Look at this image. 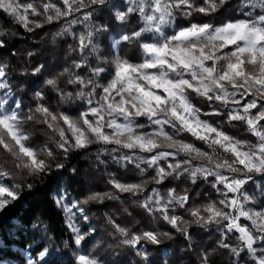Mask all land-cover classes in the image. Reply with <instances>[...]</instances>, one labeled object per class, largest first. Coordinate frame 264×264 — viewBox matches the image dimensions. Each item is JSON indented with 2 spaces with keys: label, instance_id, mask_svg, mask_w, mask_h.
Returning a JSON list of instances; mask_svg holds the SVG:
<instances>
[{
  "label": "snow or ice",
  "instance_id": "1",
  "mask_svg": "<svg viewBox=\"0 0 264 264\" xmlns=\"http://www.w3.org/2000/svg\"><path fill=\"white\" fill-rule=\"evenodd\" d=\"M244 3L245 18L215 24L191 18L213 17L228 0H0V10L26 32L63 22L52 41L71 36L75 45L68 51L76 54L70 65L44 79V89L32 90L30 99L27 91L13 87L6 66L0 64V157L12 166L0 170V215L20 202L25 189L34 187L17 181V171L44 181L65 170L72 153L99 145L100 163L111 157L121 169H138L140 178L126 181L108 172L111 190H90L82 199L73 198L67 188L56 190L53 203L65 216L74 249L67 264H106L88 249L97 228L87 206L123 204L120 194L142 197L133 204L169 228L159 231L143 225L130 232L105 214L121 237L120 245L132 249L143 264H156L145 243L158 247L174 233L190 242L193 226L214 228L219 233L217 247L228 251L232 264H264V200L248 189L256 185L264 196V0ZM98 13H109V19L114 13L121 23L97 24ZM132 18L140 23L125 31ZM100 34L105 36L106 56L99 53ZM6 35L0 30V49L7 44ZM125 47L134 48L135 62L122 55ZM46 67L37 64L32 74ZM47 92L68 107L54 110ZM197 98L206 102L207 110L197 106ZM234 122H242L254 142L231 134L228 128ZM36 125L47 136L41 146L33 144L29 130ZM71 172L79 175L76 168ZM174 180L187 181L188 186L178 189L172 186ZM149 184L158 187L144 195ZM199 184L208 185L219 198L196 203L195 196L201 194L194 195L192 186ZM123 211L132 215L126 207ZM78 221L86 222L84 230ZM215 251L201 250L198 264H215ZM64 256L66 252L40 244L27 264H65Z\"/></svg>",
  "mask_w": 264,
  "mask_h": 264
},
{
  "label": "trees",
  "instance_id": "2",
  "mask_svg": "<svg viewBox=\"0 0 264 264\" xmlns=\"http://www.w3.org/2000/svg\"><path fill=\"white\" fill-rule=\"evenodd\" d=\"M246 15L244 0H228V4L214 14L213 17L205 18L197 15L191 19H208L215 24H219L221 21H227L228 19H243ZM179 20L181 23L184 22L183 17H180ZM95 23L109 25L114 23L118 25L121 22L114 20V13L112 19H109V13H98ZM138 23H140L138 19L132 18L131 25H128L125 31L130 30ZM77 26L75 29H82L81 25ZM60 28L61 23L45 25L43 29H35L33 33H29L25 31L22 25L16 23L13 17L0 10V30H5L7 33L5 37L7 44L5 48L0 49V64L6 66L8 79L13 87L17 91L28 92L27 99L31 98L32 90H41L45 87L43 83L45 72L42 71L33 75L32 69L37 64L47 66V59L52 47H60L59 55L64 58V61H60V65L64 67L70 65L71 60L76 56L75 53L70 55L68 51L69 45H75L71 36L58 37L56 42L53 43L52 35ZM13 33H16V35H13ZM104 39V34L97 36L99 53H104L106 56ZM111 39L109 38V43ZM28 51H34L36 55L28 57ZM122 55L128 56L135 62L134 48L125 47ZM21 76H23V79H19ZM62 86L66 85L62 83ZM66 87L68 90H72V86ZM47 95L52 107L59 106L61 110L68 107V105L59 104L55 93L47 92ZM27 99L25 102H27ZM195 103L202 111L207 110L206 102L202 99L197 98ZM234 124V127L228 128L231 134L239 135L240 132L244 131L245 127L242 122H234ZM29 130L32 132V142H47L45 129L40 125H36ZM197 146L202 147L205 151H210L207 146L199 143ZM99 147V145H92L86 151L72 153L66 162V169L46 178L44 181L27 178L20 173H16L19 182H31L34 187L30 191L25 189L20 202L7 214L1 215L0 264L10 262L27 264V259L32 256V250L40 244L55 248L57 252H66L67 256L62 259L67 264L73 257L74 249L71 245V232L67 229L65 216L53 203L52 197L56 190L67 188L73 198L82 199L90 189L100 192L111 190V186L107 184L108 172H115L126 181H136L140 178L138 169L133 168L131 171L121 169L119 166L110 164L109 157L105 160L104 155H101L100 159L105 160V162L100 163L97 160ZM11 167L10 161H5L3 157H0V170H8ZM142 167L146 166L142 165ZM72 168L78 169L79 175H73ZM148 174H151V170L146 173V175ZM172 186H178V189H182L188 186V182L174 180ZM152 187L158 186L149 184L144 195L150 194ZM161 190L165 194V189L162 188ZM192 191L194 195L196 193L201 194L195 196L196 203H207L210 199L219 198L218 194L206 184L192 186ZM120 195L121 200L124 201L123 204L120 201H105L103 205L90 204L87 206L91 223L97 228V234L89 242L88 249L89 251L94 250L108 264H143L141 258L132 249L119 245L117 241L115 242L117 240V238H114L115 232L107 223L105 214L107 213L116 218L119 223L122 222V226L128 227L131 230L130 232L139 230L143 225H150L159 231H167L169 228L163 221H152L151 218L145 216L138 203L133 204V199L139 200L142 197L132 198L128 194ZM125 207L128 212L132 213L131 216L123 211ZM181 214L186 216V213ZM82 228L84 230V223H82ZM189 231L192 233L190 242L180 234L174 233L173 239L164 238L163 243L158 247L147 243L143 247L149 258L155 261L156 264H198L197 254L201 250L211 251L214 248L216 251L212 254V259L215 264H232L233 258L228 251L217 247L219 233L214 228L200 229L193 226ZM102 238L104 240L101 245L95 247ZM232 244H237L235 238L232 239ZM112 248L128 257L120 260L118 255V259H112Z\"/></svg>",
  "mask_w": 264,
  "mask_h": 264
},
{
  "label": "rangeland",
  "instance_id": "3",
  "mask_svg": "<svg viewBox=\"0 0 264 264\" xmlns=\"http://www.w3.org/2000/svg\"><path fill=\"white\" fill-rule=\"evenodd\" d=\"M18 2H20V3H27V2H32V0H18ZM37 2H38V0H37ZM31 18V17H30ZM61 23V27H62V24H63V22H60ZM77 25H74L73 27H74V29H75V27H76ZM78 27V26H77ZM76 29H78V28H76ZM80 29V28H79ZM60 47L59 46H55V47H52V51L49 53V57H48V59H47V67H46V69L44 70V72H45V78L46 77H48L49 75H51V74H54V73H56V72H59L64 66L63 65H60V61H64V58L61 56L60 57V55H59V53H60ZM44 78V79H45ZM43 83H44V81H43ZM54 110L55 109H57V107H52ZM73 114H75V113H73ZM244 127H245V125H244ZM238 138H247V139H250V140H252L253 142H254V140H255V138L254 137H251V135L250 134H248V133H246L245 132V130L244 131H242V132H240V134L239 135H236ZM45 143V142H44ZM44 143H40V142H33V144L35 145V146H41V145H43ZM162 150H167V149H162ZM163 161H161V163H162ZM109 163L110 164H114V165H116V166H119V165H117V164H115L112 160H111V157H109ZM113 165V166H114ZM16 173H19V171H17ZM18 174L16 175L15 174V179L18 181ZM257 184H259L260 183V181H259V179H257V182H256ZM248 189H249V192L250 193H253V192H255V194L257 195V197H258V199L259 200H264V196H260L259 195V192H260V189L258 188V187H256V185H252V184H250L249 186H248ZM91 191H93L92 189H90ZM89 190V191H90ZM161 193L162 194H164V192L161 190ZM127 214V213H126ZM114 218V217H113ZM0 219H1V215H0ZM114 219H116V218H114ZM243 219V218H242ZM79 223H80V225H81V228H82V223H85V222H80V221H78ZM121 224V226H122V222L120 223ZM122 227H124V225L122 226ZM82 230H83V228H82ZM131 231V230H130ZM115 235L117 234V233H114ZM115 235H114V238L116 239L117 238V240H115V242L117 241L118 242V244L120 245V243H119V241H120V239H121V237L117 234L116 235V237H115ZM119 238V239H118ZM104 239L102 238V239H100V241L95 245V247H97L98 245H101V243H102V241H103ZM116 247V246H115ZM113 250H112V254H111V258L112 259H118V255H119V258H120V260L121 259H125L126 257H128V256H126L125 254H122V253H119V252H117V249H115V248H112ZM116 255V256H115ZM2 264H15V263H2ZM106 264H108L107 262H106Z\"/></svg>",
  "mask_w": 264,
  "mask_h": 264
}]
</instances>
